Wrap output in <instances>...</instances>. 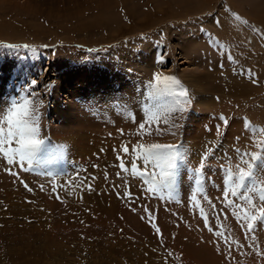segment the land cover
<instances>
[{"label":"rangeland","instance_id":"1","mask_svg":"<svg viewBox=\"0 0 264 264\" xmlns=\"http://www.w3.org/2000/svg\"><path fill=\"white\" fill-rule=\"evenodd\" d=\"M73 1L0 0V85L9 95L0 111L11 101L9 81L23 78L45 139L31 164L9 165L0 154V264H264V221L246 236L233 214L240 209L223 195L233 187L228 169L247 167L236 149L259 151L264 139L246 129L264 128V0ZM69 39L87 47H61L30 80L27 62L38 57L26 60L22 44ZM52 68L72 78L62 84ZM81 71L92 83L79 81ZM157 72L176 76L193 97L167 124L161 116L159 132L145 123V105L173 102L149 97ZM138 144L182 146L186 163L173 189L161 185L159 169L145 172ZM236 192L228 198L251 211ZM216 231L243 247L233 243L229 257Z\"/></svg>","mask_w":264,"mask_h":264},{"label":"snow or ice","instance_id":"2","mask_svg":"<svg viewBox=\"0 0 264 264\" xmlns=\"http://www.w3.org/2000/svg\"><path fill=\"white\" fill-rule=\"evenodd\" d=\"M233 16L237 20L241 19L238 14L233 13ZM244 23H248L246 20ZM217 23H219L217 21ZM255 30V29H254ZM217 46L219 41L216 42ZM7 47H18L17 45H7ZM24 47H29L24 45ZM232 59V57H229ZM164 57L161 56L160 60L163 61ZM251 70H249L250 72ZM253 82H255L253 80ZM32 84H36L37 81H31ZM149 87L152 91L149 93L150 98H170L172 100V105H161L159 103L147 106L145 105V110L148 113V118L145 123L151 127L154 121L157 124V132H159V123L161 116L165 117L163 122L167 124L169 121L167 117L173 113H182L187 111V106L191 105L193 97L189 93V89L176 77L167 76L159 72L154 73V78L149 81ZM28 95H31L29 93ZM217 99H219L217 97ZM183 105V106H180ZM219 119L222 120L223 125H228L229 120L227 117L221 115ZM145 123H140L139 129H145ZM173 127H179V125H172ZM246 129L251 131L254 136L257 132L264 133V128H253L251 127V122L246 123ZM122 132V130H121ZM40 123H39V112L32 105V101L28 99L27 96L24 98H17L10 101L9 106L0 111V154H2L9 165L14 163H19L23 165L25 161L31 164L37 155L43 150L45 145V139L40 138ZM150 134V133H149ZM175 135V133H172ZM217 135H221V128L217 126ZM237 139H239L237 137ZM255 142V141H254ZM62 147V146H61ZM256 147L259 151L248 152L236 149L239 153V160L241 164L246 165V168L237 165V172H233L231 168L228 169L227 182L233 187L227 189L224 192V200L230 204L235 205L236 208L240 209L239 212L234 211L233 214L237 216L239 220L245 221L242 227H246L248 233L254 232L256 221H264V139L259 140L256 143ZM182 146L177 144H151L144 145L138 144L136 148L133 149L137 153V157L143 158V163L145 164V172L147 171V166H154V171L152 175H156L155 169H159V176L162 177L160 183L168 190L175 187L178 179L180 178V166L186 163V153L181 150ZM121 151L125 154L129 153V148L127 145L122 146ZM213 150L209 149L201 156L200 170L205 166V161L212 154ZM18 158V160H17ZM120 167L127 171L126 165L121 159ZM132 170L135 172L137 170V165L133 162ZM197 171V169H193ZM143 175L144 173H139ZM199 183V180L196 181ZM27 188L28 186L25 185ZM43 187V186H41ZM236 189H240V198L247 201L251 205V211L245 208L243 204H236L235 200H230L229 193L233 197L237 196L238 193ZM31 190V189H29ZM55 191V189H54ZM150 191H156L155 188L150 189ZM258 192V199L260 201L261 207L257 209L256 198L251 194ZM131 196V193H128ZM214 207V206H213ZM201 215L204 216L207 223V215L204 213L203 207L200 209ZM242 213V214H241ZM211 231L212 229L209 228ZM159 233V229L157 228ZM215 234L221 237L225 244L229 248L228 255L231 257L232 244L236 243L238 248L243 247L236 241H229V239L220 231H216ZM255 240V237L252 236ZM250 247H253L250 245ZM260 254V253H258Z\"/></svg>","mask_w":264,"mask_h":264},{"label":"crops","instance_id":"3","mask_svg":"<svg viewBox=\"0 0 264 264\" xmlns=\"http://www.w3.org/2000/svg\"><path fill=\"white\" fill-rule=\"evenodd\" d=\"M69 2L71 3V2H74L73 0H69ZM75 8H77V7H73V8H71V9H75ZM67 39V38H66ZM60 41H63V40H55V42L56 43H54V44H52V42L51 43H46L45 44V46L43 45V46H37V45H31V44H28V46L29 47H24L23 46V49H22V51H23V56L25 57V59L26 60H28V58L29 57H38V59L37 58H34V59H32L30 62H27V63H29L30 64V68L28 69V70H26L25 72H29V73H27V74H30V76L28 77V78H30V80H32L33 79V77H35V75L34 74H36V70H38L37 68H39V67H37L36 68V70L34 69V66L35 65H38V66H40V65H43V66H46V65H48V64H46V63H49L50 64V66H51V64L52 63H50L52 60L54 61V54L57 52V51H59V49L61 48V47H67V46H73V45H81V46H85V47H87L86 45H84V44H82V43H77V41H75V40H71L70 41V39H69V41L70 42H60ZM29 43H32V41H29ZM37 48V49H36ZM90 51V50H89ZM53 58V59H52ZM40 59V62H38V60ZM38 62V63H37ZM23 63H26V62H23ZM34 69V70H33ZM30 70V71H29ZM52 70H53V68H52ZM55 70V69H54ZM53 70V71H54ZM34 71V72H33ZM56 72V77L57 76H60L59 78H61L62 79V84H63V82L65 81V79H66V77L68 76V75H63V73H65L64 71H62L61 72V74L60 75H58V71H57V69L55 70ZM83 71H85V70H83ZM1 72V71H0ZM80 73V72H79ZM77 74V76H79V81H81V80H83L84 78H86L85 76H83V73H82V71H81V73L80 74ZM50 74L52 75V72H50ZM1 75V74H0ZM70 76H72V74H69ZM70 76H68V77H70ZM89 76L90 77H88L86 80H83V81H89L90 83H92V78H91V75L89 74ZM24 78H25V76H24ZM70 78H72V77H70ZM26 79V78H25ZM18 80V82H16V80H10L9 81V83L8 84H10V88H13V92H12V94L10 95L11 96V100H13V99H17V97H16V94H20V97L21 98H24L25 96H27L28 97V94L31 92V86L29 87H27V81L26 82H23V83H21L20 81H22L23 80V78H20V80L19 79H17ZM51 80V79H50ZM99 81V80H98ZM20 84H22V91H18V90H16V88H17V85H20ZM31 85V84H30ZM92 85H94V84H92ZM50 86V85H49ZM53 86H56V84L55 83H53V84H51V88L53 87ZM93 87H96V85H94ZM99 87V86H98ZM25 88V89H24ZM61 87H59V88H57V90H56V92H57V95L59 94L58 93V90L60 89ZM97 88V87H96ZM33 91H34V93H35V90L33 89ZM5 92H6V95H5ZM54 93V92H53ZM52 93V94H53ZM8 95V92H7V90H5V91H3V88H2V86L0 85V100H2L3 99V101H5V97ZM37 95V98H36V100L38 101V99H39V96H38V94H36L35 93V96ZM9 96V95H8ZM35 100V101H36ZM51 103V102H50ZM52 105H54V104H52ZM74 106V105H73ZM48 107V106H47ZM75 107V106H74ZM49 108V107H48ZM50 111H52V109H50L48 112H50ZM63 113H64V111H63ZM68 113H70V114H72V112H68ZM59 113H53V114H50V116H51V118H52V120H54L55 119V117L58 115ZM60 115H63L62 113H60ZM87 117V119L86 120H90L91 119V117L90 116H86ZM78 119V118H77ZM95 119V118H94ZM77 122H80V120H78ZM68 125H73V123L72 122H68Z\"/></svg>","mask_w":264,"mask_h":264},{"label":"bare ground","instance_id":"4","mask_svg":"<svg viewBox=\"0 0 264 264\" xmlns=\"http://www.w3.org/2000/svg\"><path fill=\"white\" fill-rule=\"evenodd\" d=\"M186 61V60H185Z\"/></svg>","mask_w":264,"mask_h":264}]
</instances>
